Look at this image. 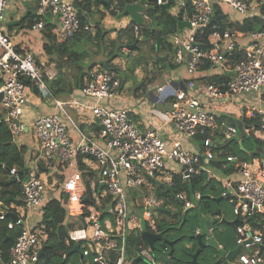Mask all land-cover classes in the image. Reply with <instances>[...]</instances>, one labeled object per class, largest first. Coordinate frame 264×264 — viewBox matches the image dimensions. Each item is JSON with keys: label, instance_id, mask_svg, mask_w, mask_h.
<instances>
[{"label": "built area", "instance_id": "1", "mask_svg": "<svg viewBox=\"0 0 264 264\" xmlns=\"http://www.w3.org/2000/svg\"><path fill=\"white\" fill-rule=\"evenodd\" d=\"M6 1L0 0L1 118L18 143L25 128L24 110L31 92L48 94L56 108L31 122L36 150L30 165L21 173L23 177L14 168L9 170V175L21 183V204L12 203L0 211V220L6 229L16 233L7 264H36L39 259L46 235L40 220L32 224L30 218L43 212L47 193L53 194L66 216L81 222V227L68 233L72 244L82 245L80 264H134L132 259L137 256L155 264L148 249H136L132 256L127 253L128 236L141 229L139 220L133 218L128 194L130 191L140 194L135 207L141 208L143 221H152L163 201L141 190L153 181L163 179V184L170 187L175 172L164 173L167 162L179 165L176 173L182 178L206 173L220 182V197L231 206L230 222L234 223L235 244L240 246L234 257L236 263L264 264L261 251L264 158L240 161L228 156L226 160L234 165L235 171L222 173L224 179H221L209 164L214 159L212 139L202 140V150L198 152L190 151L181 142L207 131L213 136L223 126V140L236 135L235 127L218 124L216 115L205 106V101L211 100L222 106L252 91L264 94V28L249 33L231 28L214 32L205 40L202 37L212 21L213 4L227 6L245 19L259 15L264 0H156L154 4L148 3L149 6L169 4L168 8L176 4V11H169L170 14L180 16L178 22L187 24L169 36L172 46L169 58L176 66L184 67L188 78L181 83H173L167 78V83L158 88L160 99L169 101L164 115L173 123L177 136L171 141L163 139L154 127L140 130L126 109L111 104L121 83L115 72L101 65L87 66L84 70L79 91L89 103L83 104L78 99L68 102L55 99L46 80H54L56 72L45 69V64L32 52L17 49L2 30ZM18 1L35 2L36 16L30 30L40 31L47 22L55 40L72 41L81 29L73 0ZM143 16L146 19L145 13ZM92 27L86 24L83 30L92 32ZM137 31L136 25V34ZM204 64L219 68V74L226 75L225 82L196 84L194 75ZM66 104L89 110L97 132L94 135L82 132L68 114ZM256 116H259L258 126L252 122ZM242 117L249 121L244 126L245 133L264 139V109L259 106L246 108ZM68 126L77 131V140L69 135ZM81 165L84 169H80ZM53 168L59 170L61 178L51 173ZM43 174L48 175V180L56 178L50 192L46 190ZM174 196L185 206H190V201L181 192ZM194 197L199 199V193ZM10 213L16 219L9 217Z\"/></svg>", "mask_w": 264, "mask_h": 264}, {"label": "trees", "instance_id": "2", "mask_svg": "<svg viewBox=\"0 0 264 264\" xmlns=\"http://www.w3.org/2000/svg\"><path fill=\"white\" fill-rule=\"evenodd\" d=\"M135 2L136 0H73L81 29L72 41L55 40L51 32V26L47 22L40 30L43 38L42 50L48 57L45 69L53 67L57 71V78H60L61 75L63 76L66 73V69H71L74 77L76 75V87L81 88L83 85L84 70L86 68L83 59L89 57L91 54L92 56H99L100 52H103L109 58L106 60L101 59L97 63L93 62L89 66L101 65L105 69L115 72L118 78H121L120 83L128 81V77L134 78L133 72L136 67L148 66L149 62L156 68H172L174 65L170 58L166 62H163L160 59L154 60L153 58L142 60L140 53L131 55L133 51L141 50L139 44L147 39L150 41V54L158 55V51H161L159 53L163 55L171 53L172 46L169 41V36L177 31V23L180 16H173L170 14L169 8H165L162 5H154L148 8L145 12L146 24L137 25V34L135 33L136 25L132 22H129L123 29L118 30L114 37H108L111 30H102L103 28L101 27L98 29V36L93 35L91 31L83 30V26L90 23L95 13H99L100 19H102L106 12L114 15L121 11L125 4ZM99 7H102V9H99ZM211 20L213 21L203 31L202 37L204 40L214 32H224L231 28H235L242 33L258 32L264 28V8L261 9L259 15L245 18L241 22L232 23L228 15L223 13L220 6L213 4ZM30 23L32 24L33 20ZM95 24L100 25V21H96ZM79 43H87L90 46L94 44V47L80 51L77 48V44ZM133 43H136V48L132 52L130 51L128 54H125L126 46L132 45ZM97 49L100 50L99 53ZM123 53L126 57L124 61L126 65L128 64L125 70L118 69L110 63V59L118 57L119 54L121 55ZM208 67L206 64L201 66L202 69ZM225 80L226 75L224 74H216L208 78L209 83L214 84H222ZM55 82L56 80L53 81V83ZM51 93L53 94V91ZM262 97H264V94ZM242 118L243 126H247L249 121L244 117ZM216 120L219 125L224 123L225 125L236 126L235 122L227 116L216 117ZM252 122L258 126L259 116H256ZM215 137L223 138L222 133L218 130L214 132L213 136L207 131L202 135H197L195 138H198L202 143V140L206 138L214 140ZM240 139L242 142L241 145L234 139L215 142L212 148L214 159L210 161V166L221 171L223 174H229L235 171V167L226 160L228 156H234L240 161L262 158L261 154L256 152V147L262 146L264 148V139L260 140L252 134L241 136ZM24 155V146L18 145L13 140L9 129L0 119V211L12 203L21 204V183L16 181L14 176L9 175V170L14 168L17 172L24 173L26 169ZM80 169H84L82 165ZM172 182L169 187L173 191L172 195L164 184L157 185L154 181L150 189L151 195L163 199L164 205L172 204L182 207L179 204L182 201L176 199L174 196L177 192H181L184 198L190 201V205L191 202L193 204V206L191 205V209L185 213V219L183 220V210L180 208V211L173 215V220H154L152 225L144 221L145 227H143L147 231L161 233L163 237L169 240H176L172 247L173 251L170 257H167L169 248L163 250L159 247V242L154 243L152 257L155 262H160L159 264H188L190 256L195 252L194 250L196 248L192 251L185 245L193 240L191 236L195 235V229L197 230L200 227L202 215H223L225 219H229L230 221L232 209L227 200L220 197L222 192L220 182L206 173L190 175L188 178H182L180 173H175L172 174ZM145 193L150 194L147 190H145ZM195 193H199V199H195ZM182 203L184 205V202ZM65 217L66 211L56 199L52 198L45 203L40 220V223L44 226L43 233L46 235L43 241L44 253L36 261V264H59L61 262V264H68L69 262L70 264H79L78 258L82 255V245H79L80 253L73 252L65 256L74 246L68 239V233L73 229V226L65 224ZM261 223L264 224V218ZM226 224L225 222H220L215 226L216 228L212 226L211 231L225 227L227 226ZM14 235L16 233L8 231L4 222L0 220V264L8 263L9 250L13 243ZM232 242H234L235 247V234L233 241L230 240L228 243L232 245ZM145 247L146 245L140 234H130L128 236V255H133L134 249L141 250ZM205 252L199 254L198 258L211 259L214 264H218L215 259L217 254L213 253V250L208 249ZM87 259L90 261L91 257Z\"/></svg>", "mask_w": 264, "mask_h": 264}, {"label": "crops", "instance_id": "3", "mask_svg": "<svg viewBox=\"0 0 264 264\" xmlns=\"http://www.w3.org/2000/svg\"><path fill=\"white\" fill-rule=\"evenodd\" d=\"M145 4L147 6H149V4L147 2H145ZM220 8L224 14L228 15V17H229V19H231L232 23L233 22H241L244 19L242 16L231 11L227 6H220ZM107 14L108 13H105V16L102 19H100V24H101V22L102 23H108V24H104V26L109 28V30L113 31V33H112L113 36H115V34L118 30L123 29L130 22L129 17H127V18H125L119 22L118 19L116 18V16L109 17ZM35 16H36V7H35L34 1L22 3V2H19L18 0H7L4 11H3V19L1 21V28L6 34H8L10 36L11 41L13 42V44L15 45V47L17 49L32 52L37 57V60H39L43 64H46L48 57L43 53V50H42V44H43L42 34L38 30H34V31L30 30V26H31L30 21H32L35 18ZM97 17L100 18V15L94 16L93 17L94 21L92 22L90 20L89 24L94 26L95 25L94 23L97 21L96 20ZM240 41L242 42L243 38H241ZM82 44H83V46L79 47L80 51L82 49H87V48L89 49L90 48L89 44H87V43H82ZM129 52L130 51H128V53ZM137 53L138 52H135V53L132 52L131 55H136ZM165 55H168V59H169V54L166 53ZM165 55H163L162 53H158V55L154 54V56H153V54H152L151 56H153V59H154L156 56L163 57ZM99 60H101V59L98 58V55H93V57L92 56L91 57L89 56L87 58L85 57L83 59V63L85 65V67H87V66H89V64H91L93 62L94 63L100 62ZM149 64H151V63H149ZM119 65L118 66L120 67L121 70H125L126 67L128 66V64L126 65L125 61ZM173 65L174 66L171 70V76L172 77L168 78L169 80L170 79L172 80L171 82L181 83V81L188 78L183 66H176L175 64H173ZM142 67H144V66H137L136 67V69L133 72L134 78H131L130 81L125 82L124 88L123 89L120 88L116 98L111 102V104L115 108L126 109L129 113L130 117L133 119L134 124L140 130H145L147 128L154 127V128L159 130V133L163 139L171 141L174 138H177V136L175 135L174 130H173V123L167 121V119L165 118V115H164V112L169 108V101L167 99H165V100L160 99V95L158 93V88L163 87V85L165 83H167V81H165V83L163 85H157L156 90H151L148 92L144 90V87L135 88V85L133 82L136 81L138 83H142V82L144 83L145 81H147L151 77L150 74L153 73L151 71V67H149L148 68V69H150L149 71L146 69L144 74H141ZM45 68H46V66H45ZM47 69H53L56 72V76H57V71L53 67H49ZM150 71H151V73H150ZM219 73H220V69L217 67H208L206 69L200 68L194 75L195 83L196 84L208 83L209 77L216 75V74H219ZM54 80H56V82L54 83L56 92L63 95V98H56L53 95V97L55 99H57L61 102H68V101H70V99H78L81 102H83V104L89 103V100L87 98H84L83 96H81L79 88L76 87V75L74 77L73 71L71 69H69V68L66 69V73L63 76L61 75L60 78L55 77ZM125 87H126V89H125ZM65 96H66V98H65ZM69 97H71V98L68 100ZM48 101L45 102V101L41 100L39 98V96L33 92H31L29 94L28 102H27V105H26L25 110H24L25 128H24L23 134L19 137V140L17 143L18 145H22L25 148V155H24L25 167H28L30 165V162L34 157V153L36 150V142L33 138L32 132H31L32 120H34L35 118H37L41 115H47L49 113H52L56 109L55 106L53 105L52 100L49 99ZM205 102H206L205 106L208 109H210V111H212L216 115V117L227 116L230 118V115H228L229 114L228 112L231 111L230 110L231 108H234L236 110L237 114H239V116H240V114L242 115V112L246 108H249V107L259 106V107L264 109V97H262V95H258L256 92H253V91L243 95L241 98H238L237 100H234V102L229 103L227 105H222V106L219 105L218 106L217 104H215L211 100L208 102L207 101H205ZM66 110L68 111V114L76 122V124L78 125L79 129L82 132H84L88 135H94L97 132V127L94 123L93 117H92L89 110L81 108L80 106L74 107V106H70L68 104H66ZM74 115H77V116L75 117ZM235 128L237 131L236 136H238V139L240 141H241V139H240L241 136H243L244 134L248 135L245 133V131H244V133L242 132L241 134H239L237 126H235ZM243 129H244V126H243ZM218 131H220L222 133V136H223L224 128L219 127ZM68 133L72 139H74V140L78 139L77 131L74 128H72L71 126H68ZM256 137L260 140H263V138L259 135H256ZM222 140H223L222 137H215V139L212 142L215 144V142H222ZM181 142L184 145V147H186L187 149H189L192 152L201 151V141L198 138L197 139L196 138L182 139ZM241 144H242V142H241ZM50 170H53V172H51L52 174H55V176H58L61 178V176H60L61 173H59V170H57L56 168H53ZM178 170H179V167L177 165H174V164H171L170 162H167L164 173H166V172L168 174L172 173V172L176 173V171H178ZM214 171H215V174L220 175L221 179H224L223 175H221L222 174L221 171H219L217 169H214ZM164 181H165L164 179L161 181L159 180L158 185H163ZM151 186H152V184H149L148 186L142 187V190H141L142 193L146 194L145 190H147L150 194H152L151 190H150ZM132 192L134 193L136 191H132ZM52 195L53 194H51V193H47V195H46L47 199L45 201L50 200L52 198L55 199V197H53ZM139 196H140V194L138 192H136V193H134L133 197L129 198L130 209H131L132 213H134V211L136 210L135 201H137ZM161 200L163 201L162 207H160V209L157 212V214L155 215L154 219L149 222L150 225H152L154 220L155 221H158L160 219L173 220L174 219L173 215L177 214L180 211V208H182V210H183L182 216L185 217L184 209L186 207H189V206H185V204L183 205L182 202L179 203L182 205V207L172 205V204H165L164 205V200L163 199H161ZM191 205L193 206L192 202H191ZM167 214H170V215H167ZM41 215H42V213L34 214L32 216V218H30L31 223L33 224L36 221L41 220ZM201 218H202L201 221H205L208 219L213 220L214 223L212 226L214 228H216L215 226L218 225L220 222L227 223L226 224L227 226L220 227L216 231L207 230L206 232H204V230L200 226L199 228H197V230L195 229V231H194L195 235L199 232L203 233L204 236L202 237V239L204 241H205V237L213 236L214 239L216 240V242L218 243V246L222 249H223V247H225L226 250H232L236 247V246L233 247L230 243L226 242L225 232L227 231V227L229 229L232 228V226L229 225V223H228L229 219H225V217L223 215L215 216V215H211V214L210 215H202ZM65 224L72 225L73 229L82 226L81 222H77L75 217H68V216L65 217ZM143 230H146V229H144L143 225L141 224V229H138L137 231H135L132 234H135V235L140 234L141 235V232ZM232 230H233V228H232ZM232 234L234 236V232H232ZM195 235H192L191 237L193 240H191L190 242H188L185 245L188 249H190L192 251L194 248H197V241L194 238ZM263 244H264V238H263ZM263 244H262V246H263ZM145 245H146V243H145ZM159 247H160V245H159ZM144 249L149 250L147 245ZM135 250L136 249H134L133 251H135ZM262 250H264V248H262ZM213 253L217 254L216 251H214V250H213ZM150 254L152 255L151 251H150ZM130 255L132 256V254H130ZM170 256L171 255H169L167 253V257H170ZM234 257H233V264H237ZM213 258H215V257H213ZM197 259H198L197 261L199 264H214V262L211 259H202V258L201 259L197 258ZM215 259H216L218 264H228V262L224 258L220 259L218 254L216 255ZM78 261L80 264L81 257L78 258ZM190 261H191V256H190ZM190 261L188 264H191ZM156 263L159 264L160 262L156 261L155 264ZM68 264H70V262ZM138 264H140V262H138Z\"/></svg>", "mask_w": 264, "mask_h": 264}, {"label": "rangeland", "instance_id": "4", "mask_svg": "<svg viewBox=\"0 0 264 264\" xmlns=\"http://www.w3.org/2000/svg\"><path fill=\"white\" fill-rule=\"evenodd\" d=\"M99 9H102V7H99ZM176 9H177V7H176V4H173L172 6H170V8H169V11H171V12H175L176 11ZM106 11V10H105ZM120 12V11H119ZM119 12H117L116 14H118ZM106 13H108L107 15L109 16V17H111V16H116V14H114V15H112V14H110L109 12H106ZM94 16H99V13H95L94 15H93V17ZM105 16V15H104ZM93 17H92V22L94 21V19H93ZM128 16H124V17H122V18H120V19H118V21L120 22L121 20H123V19H125V18H127ZM98 22L100 21V18H98L97 17V19H96ZM231 20V19H230ZM95 24V23H94ZM104 24H108V23H102L101 22V24L99 25V24H95L93 27H92V34L93 35H96V36H98L99 35V31H98V29H100V27L101 28H103L102 30H106V31H109V28H107V27H105L104 26ZM112 33H113V31H111L110 33H109V35H108V37H114L113 35H112ZM171 39L169 38V41H170ZM94 44H92L90 47L92 48V47H94L93 46ZM140 45V47H141V50H136V51H133L134 53L135 52H138V53H140V56L142 57V60H147V59H149V58H153V56H154V54H153V56H151L152 54H150V52H149V50H151L150 49V41L147 39L146 41H143L142 43H140L139 44ZM77 48L79 49V47H82L83 46V44L82 43H79V44H77ZM97 51H98V53H99V49H97ZM125 52V54H128V50H125L124 51ZM159 52H161V51H158L157 53H159ZM125 54L123 53V54H119V56L118 57H114V58H112V59H110V63L112 64V65H114V66H116L118 69H120V65L119 64H121L122 62H124V60H125ZM92 56V54L90 55V57ZM93 57V56H92ZM37 58V57H36ZM98 58L99 59H102V60H106V59H108L109 57H106L104 54H103V52H100L99 53V56H98ZM117 60V61H116ZM39 61V60H38ZM172 62H173V60H171ZM150 63V62H149ZM173 64H174V62H173ZM119 65V66H118ZM150 65V66H149ZM148 66H144V67H142V69H141V74H144V72L146 71V69L149 71L150 69H148L149 67H151V71L153 72V73H151V71H150V75H151V77L147 80V81H145L144 83L142 82V83H138V82H133L134 83V85H135V88H140V87H144V90L145 91H151V90H156V87H157V85H163L164 83H165V81L167 80V78H171L172 76H171V70H172V68H166V69H160V68H156V67H154L153 65H151V64H149ZM140 74V75H141ZM121 78L119 77V80H120ZM128 81H130L131 80V78L130 77H128ZM53 81L54 80H46V85H47V88L49 89V90H51V92L53 91V95L56 97V98H63V95L62 94H59L58 92H56V90H55V86H54V83H53ZM124 84H125V82L124 83H121V89H123L124 88ZM125 89H126V87H125ZM35 93H37L36 91H35ZM37 95L39 96V98L41 99V100H43V101H48L49 99H53L51 96H49L48 94H46V93H43V92H38L37 93ZM65 98H66V96H65ZM71 97H69L68 98V100L70 99ZM71 100V99H70ZM49 102V101H48ZM231 111L230 112H228L229 114L228 115H230V118L235 122V125L237 126V128H238V133L239 134H241L242 132L244 133V129H243V121H242V115L240 114V116H239V114H237V112H236V110L234 109V108H231L230 109ZM75 117L77 116V115H74ZM0 119L2 120V118H1V114H0ZM3 121V120H2ZM243 136H247V135H243ZM256 152H258V153H260L261 154V157H264V148L262 147V146H257L256 147ZM177 165V164H176ZM178 167H179V165H177ZM19 175L22 177V174H21V172H19ZM42 179H43V181H44V183H45V185H46V190L48 191L49 190V192H50V190L51 189H53V184H52V182L53 181H55L56 180V178L55 177H53V178H50L49 180H48V175L47 174H43L42 176ZM57 177V176H56ZM156 183H157V185L159 184V180H156ZM134 193H136V192H134ZM134 193L132 192V191H130L129 192V198H131V197H133L134 196ZM106 216H107V214H105ZM133 218L134 219H138L139 220V222H140V224H142L144 227H145V222L143 221V219H142V216H141V208H139V209H136L135 211H134V213H133ZM133 218H131V219H133ZM200 226L202 227V229L204 230V232H206L207 231V229H206V227H205V223H204V221H202V222H200ZM232 232H233V230H232V228H227V231L225 232V238H226V241L227 242H229L230 240L231 241H233V234H232ZM232 246L234 247V242H232ZM248 252H251V250H248ZM262 255L264 256V250H262ZM201 259V258H200ZM140 264H151L149 261H146V262H141L140 261Z\"/></svg>", "mask_w": 264, "mask_h": 264}, {"label": "water", "instance_id": "5", "mask_svg": "<svg viewBox=\"0 0 264 264\" xmlns=\"http://www.w3.org/2000/svg\"><path fill=\"white\" fill-rule=\"evenodd\" d=\"M145 2L154 4L156 2V0H138L132 4H125L123 6V9L118 14H116V18L120 19L124 16H128L130 18V22H132L133 24L138 25V26L139 25H145L146 19L144 18L143 14L148 10V8H151L153 6V5L147 6L145 4ZM168 6H169V4L164 5L165 8H168ZM186 26H187V24L185 22H178L177 23V29H182ZM135 48H136V43H133L132 45H127L125 49L128 51H132ZM156 59H160L161 61L166 62L168 59V55H165L163 57L156 56L154 58V60H156ZM1 97H2V94L0 93V100H1ZM233 139L237 140L239 145H241V141L238 139V136L235 135V136H232L230 138V140H233ZM167 188L169 189V192L172 195L173 191L169 187H167ZM190 209H191V206L186 207L184 209V213H186ZM8 215L12 219H16V216L14 214L10 213ZM184 219H185V217L183 216V220ZM204 223H205V227L207 230H209V231L212 230V225L214 223L213 220L208 219V220H205ZM228 223L234 229V223L230 222V221ZM203 236H204V234L201 232L197 233L194 236L195 240L197 241V248H196L195 252L193 254H191V261H190L191 264H199L197 261L199 254H201L202 252L204 253L208 249L216 251V253L219 255V258L220 259L224 258L228 262V264H233V257L239 251L240 246H236L234 249L226 251V250H224L218 246V243L216 242V240L214 239L213 236L205 237V241L202 239ZM141 237L151 252L154 249V243L158 241L160 247L163 250H166L167 248H169L168 254L169 255L172 254V251H173L172 247L175 243V240H169L168 238L163 237L161 233H153V232H150L147 230H143L141 232ZM262 248H263V246L261 247V251H262ZM73 252L80 253L79 245H74L73 248L69 252H67V254L73 253ZM43 253H44V246L41 248L38 257L40 258ZM205 253H207V252H205ZM67 254L65 256H67ZM140 261L146 262V260L140 256H137V257L132 259V262L134 264H138V262H140ZM61 263H59V264H61Z\"/></svg>", "mask_w": 264, "mask_h": 264}, {"label": "clouds", "instance_id": "6", "mask_svg": "<svg viewBox=\"0 0 264 264\" xmlns=\"http://www.w3.org/2000/svg\"><path fill=\"white\" fill-rule=\"evenodd\" d=\"M76 245H78V244H76Z\"/></svg>", "mask_w": 264, "mask_h": 264}]
</instances>
